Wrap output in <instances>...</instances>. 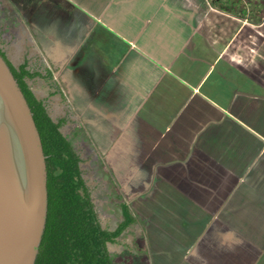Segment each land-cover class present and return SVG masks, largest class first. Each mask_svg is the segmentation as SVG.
Listing matches in <instances>:
<instances>
[{"label": "crops", "instance_id": "crops-1", "mask_svg": "<svg viewBox=\"0 0 264 264\" xmlns=\"http://www.w3.org/2000/svg\"><path fill=\"white\" fill-rule=\"evenodd\" d=\"M255 1L241 15L212 0H0V44L38 73L29 83L73 145L106 158L147 264H264Z\"/></svg>", "mask_w": 264, "mask_h": 264}, {"label": "trees", "instance_id": "trees-1", "mask_svg": "<svg viewBox=\"0 0 264 264\" xmlns=\"http://www.w3.org/2000/svg\"><path fill=\"white\" fill-rule=\"evenodd\" d=\"M223 9L245 15L249 0H212ZM18 80L36 120L46 155L48 212L35 264H116L110 243L118 242L136 221L131 206L123 202V220L110 229L97 211L92 190L82 168L83 157L62 130L63 120L55 119L45 101L33 91L26 61L16 66L0 45Z\"/></svg>", "mask_w": 264, "mask_h": 264}, {"label": "water", "instance_id": "water-1", "mask_svg": "<svg viewBox=\"0 0 264 264\" xmlns=\"http://www.w3.org/2000/svg\"><path fill=\"white\" fill-rule=\"evenodd\" d=\"M47 164L30 104L0 51V264H35L48 212Z\"/></svg>", "mask_w": 264, "mask_h": 264}, {"label": "rangeland", "instance_id": "rangeland-1", "mask_svg": "<svg viewBox=\"0 0 264 264\" xmlns=\"http://www.w3.org/2000/svg\"><path fill=\"white\" fill-rule=\"evenodd\" d=\"M250 1L257 3L254 0ZM2 28H0L1 31ZM0 45L6 50L5 52L15 65L24 61L23 54L19 58L16 55V60H14L15 55L12 53V45L6 47L2 41ZM74 146L77 150H80L77 141L74 142ZM80 153L83 157L82 168L84 169V175L92 190V196L101 220L105 227L114 229L124 218L121 204L125 200V195L123 197L115 195L116 189L114 181L108 173L106 158H96L93 154H88L84 150H80ZM133 211L139 216L138 211ZM140 225H142V222L137 220L125 230L119 237L118 242L110 243V249L114 255L116 264H147L146 237L140 234ZM155 256H152L151 264H174L176 262L174 254H171L172 261L162 260L161 256H157V254ZM153 258H158L159 262H156Z\"/></svg>", "mask_w": 264, "mask_h": 264}]
</instances>
